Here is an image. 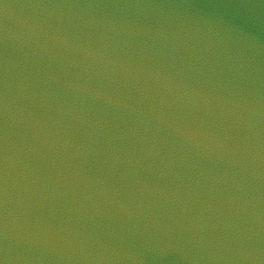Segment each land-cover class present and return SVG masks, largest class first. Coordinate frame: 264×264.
<instances>
[{
    "label": "clouds",
    "instance_id": "9594fccd",
    "mask_svg": "<svg viewBox=\"0 0 264 264\" xmlns=\"http://www.w3.org/2000/svg\"><path fill=\"white\" fill-rule=\"evenodd\" d=\"M0 264H264V0H0Z\"/></svg>",
    "mask_w": 264,
    "mask_h": 264
}]
</instances>
